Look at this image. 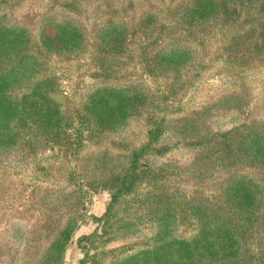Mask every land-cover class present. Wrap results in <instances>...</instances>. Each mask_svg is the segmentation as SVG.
Returning <instances> with one entry per match:
<instances>
[{"label":"trees","instance_id":"1","mask_svg":"<svg viewBox=\"0 0 264 264\" xmlns=\"http://www.w3.org/2000/svg\"><path fill=\"white\" fill-rule=\"evenodd\" d=\"M172 9L177 26L186 31H202L218 23H241L252 15L256 26L240 36L256 35L252 47L255 50L264 43V0H185ZM143 17L151 20L149 26L145 27L141 19L138 24L155 42L164 24H158L155 12ZM131 29L123 18L118 22L106 20L97 28L98 75L103 79L127 74L129 65L123 55L135 34ZM89 37L90 32L81 22L52 17L41 23L36 41L28 28L11 25L5 22L4 15L0 16V154L17 150L36 154L73 139V160L82 162L79 170L74 163L68 167L70 178L63 186L43 190L38 198V206L44 209L38 225L26 223L20 228L22 232L15 228L24 223L21 220L9 226L10 234L1 250L17 254L21 264H65L66 250L82 219L78 207L81 200L79 205L78 200L74 201L79 213L69 204L74 192L83 191L73 179L81 170L92 176L103 175L108 162L118 156L108 149L95 155L81 154L83 146L104 145L105 139L128 129L144 109L156 103L160 108L163 103L155 99V92L145 82L129 81L95 88L76 114H70L58 96V78L49 72L46 63L50 54L67 58L84 53ZM168 41L171 43L167 46ZM182 42L163 37L153 52L156 60L150 71L159 68L175 77L187 71L195 55ZM235 97L240 100L239 95L230 94L216 104L227 109L242 107L244 103L234 101ZM206 111L180 118L191 124L189 132L181 129V133L200 150L188 166H174L173 170L176 177L183 174L196 182L194 187L187 190L183 183L166 184L154 194H138L140 159L161 140L162 116L148 130L146 144L126 156L119 154L126 163L112 179L115 190L111 203L101 217H95L100 225L103 222L101 232L83 235L79 243L85 241L96 248L102 244V253L112 259L108 264H264V179L250 175V170L264 171V120L209 133L210 129L198 118ZM210 183L214 186L211 192ZM204 184L207 190L202 189ZM68 185L72 188L67 189ZM196 185L198 190L194 189ZM120 209L124 214L118 216ZM185 226L193 230L187 232ZM136 237L140 243H123ZM40 238L47 239L43 250L37 248ZM17 239L26 245L18 242L15 246ZM84 262L81 260V264Z\"/></svg>","mask_w":264,"mask_h":264},{"label":"rangeland","instance_id":"2","mask_svg":"<svg viewBox=\"0 0 264 264\" xmlns=\"http://www.w3.org/2000/svg\"><path fill=\"white\" fill-rule=\"evenodd\" d=\"M184 1L13 0L8 4L0 3V16H5V22L28 28L36 41L41 23L52 17L56 20L81 22L90 32L84 53L67 58L66 55L50 54L46 63L49 72L58 78V96L70 114H76L86 96L95 88L121 85L129 81L145 82L155 92V99L163 101L160 108L156 103L144 109L128 129L120 135L105 139L104 145L86 143L83 146L81 154L95 155L100 150L108 149L110 153L118 156H113V161L108 162L103 175L92 176L91 173L88 175L81 170L73 179L81 185L83 191L74 192L69 204L78 212L74 201L78 200L79 205L81 200L78 207L82 219L79 220L77 230L66 250L65 264H81V260L85 261L84 264H108L112 260L109 255L102 253V244L96 248L85 241L79 243V238L101 230L103 222L100 225L95 217H101L108 209L115 190V182L112 179L117 178L126 163L119 154L126 156L131 150L146 144L148 130L159 122L162 116L164 134L161 140L140 159L141 168L137 184L140 190L138 194L141 195L159 192L166 184L183 183L187 190L194 187L196 182L188 180L183 174L176 177V170H173L174 166H188L198 156V149L200 150L189 137L181 133V129L189 132L191 124L180 118H190L194 112L208 110L198 118L210 129L209 133L223 132L251 120H264V43L255 50L252 47L257 41L256 35L251 38L247 35L240 36L244 30L256 26L254 17L246 16L241 23H218L202 31H186L177 26V16H174L172 9L174 4ZM148 12H155L158 24L160 21L164 24L163 32L155 42L150 41L152 36L142 31L144 27L138 24L141 19L145 21V27L149 26L151 20L143 17ZM120 18L125 19L132 26L131 31L135 33L129 39L123 55L129 69L127 74L118 79L105 80L98 75L100 63L95 34L104 21L113 19L118 22ZM166 36L184 40L182 43L194 51L191 67L177 77L159 68L150 71L154 68L152 63L156 60L153 52ZM170 43L168 41L166 45ZM181 79L183 81H179ZM230 94L239 95L240 100L237 97L233 99L243 102V106L227 109L216 104ZM196 134L194 133V136ZM74 147L73 139H70L51 149H40L36 154H30L26 150L0 154V264H21L17 254L1 250L2 242H7L10 234L8 228L12 222L19 220L24 222L15 226L20 232V228L26 223H40V211L44 209L38 206V198L43 190L63 186L70 178L68 167L74 163L77 170L78 164H82L73 160ZM250 173L253 177L264 179V171L254 173L250 170ZM210 184L208 191L211 192L214 186ZM198 185L194 189L198 190ZM207 186L204 184L202 189L207 190L204 189ZM70 188L72 187L68 185L67 189ZM126 213L130 215L129 212ZM121 214H124L122 209L118 216ZM185 229L187 232L193 230L190 226H185ZM40 240L42 241L37 248L43 250L47 239ZM18 242L21 241L17 239L15 246ZM140 242L136 237L125 239L123 243ZM21 244L24 246L25 243L22 241Z\"/></svg>","mask_w":264,"mask_h":264}]
</instances>
